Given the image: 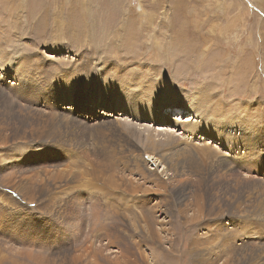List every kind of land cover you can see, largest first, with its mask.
I'll list each match as a JSON object with an SVG mask.
<instances>
[{
  "label": "rangeland",
  "instance_id": "rangeland-1",
  "mask_svg": "<svg viewBox=\"0 0 264 264\" xmlns=\"http://www.w3.org/2000/svg\"><path fill=\"white\" fill-rule=\"evenodd\" d=\"M0 73V264H264V0H0Z\"/></svg>",
  "mask_w": 264,
  "mask_h": 264
},
{
  "label": "bare ground",
  "instance_id": "bare-ground-1",
  "mask_svg": "<svg viewBox=\"0 0 264 264\" xmlns=\"http://www.w3.org/2000/svg\"><path fill=\"white\" fill-rule=\"evenodd\" d=\"M132 62H138V63H140V61L139 60H137L136 58H134L133 60H132ZM131 64V63H130ZM126 65V64H125ZM131 66H133V65H131ZM2 68H4L3 67V65H2ZM115 68V67H114ZM125 68H126V66H125ZM124 68V69H125ZM141 68V67H140ZM130 70H128L127 72L129 73V74H133L134 75V77H131V78H127L126 76H121L118 80H119V82H124L125 81V78H127L128 80H130V81H135L137 84H139V85H142L141 84V82L143 83V84H145L146 86H152L153 85V82L150 80V77H149V74H148V70H150L151 71V69H150V66L149 65H147V63H146V65H145V69H144V71L143 72H138L137 70H135V69H132V68H129ZM175 70H176V68H175ZM1 74V73H0ZM128 74V75H129ZM129 81V82H130ZM126 82V81H125ZM124 82V83H125ZM121 85V84H120ZM155 86H157V85H161V82H160V84L159 83H156V84H154ZM148 89H144V91H141V92H139V96L140 95H142V94H144V92L145 91H147ZM192 106V105H191ZM165 110V115L167 116L168 114H170L171 113V110L169 109V108H167L166 107V109H164ZM188 116H192V114H189ZM194 116V115H193ZM210 117H211V119L212 120H216L217 121V126H225V127H227L228 125L227 124H224L222 121H223V119H220V118H217V117H213V115L211 114L210 115ZM183 121H184V126H189L190 127V129L191 130H193L194 132H196V130H197V122H199V120L198 119H195V117H189L187 120H184L183 119ZM189 121H191V123H185V122H189ZM204 132H207V130H204ZM219 132L220 133H224V127H221L220 129H219ZM228 132V131H227ZM203 136H206V135H203ZM209 140H211V139H209ZM165 144H167V143H165ZM172 145L173 144H168L165 148L170 152L171 150L172 151H177V148H175V147H173L172 148ZM170 147V148H169ZM161 151V150H160ZM172 153V152H171ZM171 153H168L167 151H162L161 153H159V156L162 158V161L164 162V164H168L170 167H171V160H172V155H171ZM197 155L199 156V153H197ZM157 158V157H156ZM161 163V162H160ZM173 163V162H172ZM167 168V167H166ZM168 169V168H167Z\"/></svg>",
  "mask_w": 264,
  "mask_h": 264
},
{
  "label": "snow or ice",
  "instance_id": "snow-or-ice-1",
  "mask_svg": "<svg viewBox=\"0 0 264 264\" xmlns=\"http://www.w3.org/2000/svg\"><path fill=\"white\" fill-rule=\"evenodd\" d=\"M149 159H151V158H149Z\"/></svg>",
  "mask_w": 264,
  "mask_h": 264
}]
</instances>
